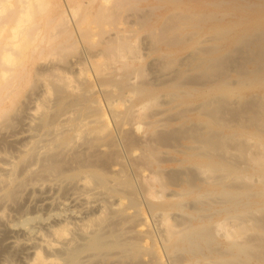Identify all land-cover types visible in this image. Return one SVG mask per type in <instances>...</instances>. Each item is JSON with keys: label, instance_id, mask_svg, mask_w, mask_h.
Segmentation results:
<instances>
[{"label": "bare ground", "instance_id": "obj_1", "mask_svg": "<svg viewBox=\"0 0 264 264\" xmlns=\"http://www.w3.org/2000/svg\"><path fill=\"white\" fill-rule=\"evenodd\" d=\"M252 1L250 3L251 6ZM119 2H117V0H0V131L1 129L5 131L3 136L0 135V144L7 143L14 150V152L11 151L14 153V155L11 154L13 156L12 159L10 158V160H8L10 156L8 154V159L5 162L6 166L0 169V210L2 209V211H0V221L2 222V218L4 220L6 209L8 211L9 209L12 210L10 207L18 200L21 190H27V188L29 189L37 183L40 187L39 189L37 188L39 191H41L43 187L45 188L46 185L45 190L48 191L56 188L67 193L71 190L72 194L78 192L80 196L81 193L86 192V195L89 196L91 195L88 194L89 192L96 191V194L101 196L102 203L98 208L99 212L96 216L89 218L90 216L87 215L89 219L87 218V220L86 216V222L83 220V223H79L81 222L80 219L77 223V225L80 224L79 227L82 228L80 233L72 231V229L76 227L75 223L78 221L77 219L75 223L71 222L73 219L75 221V218H73L74 215H70L72 216L70 217V222L75 224L73 228L68 227V223L70 222H66L64 219L63 221L53 220V223L46 224L45 232L47 231V234H43V232L41 233V231H39V233H41V238L42 234L45 238L46 236L50 238L52 234L58 241L54 240L53 237H51L53 239L50 238L48 240H46L47 238L45 240L42 238L43 244L41 243L42 241L37 242L38 240L40 241V237L36 239L38 236L36 235V237L34 235L36 230L34 225H32L34 222L35 224L37 221L39 222L40 218H43V216L39 217L35 215L39 214L35 213L39 212L37 209L34 211L35 214L33 211L31 212L33 216L29 211H27V213L29 212L28 215L26 213L23 215L22 212V214H20L23 217L19 216L21 220L18 221L17 218L21 228L17 223H15V225L18 226L17 229L20 230V236L23 235L25 238L23 239L26 240V242H22L15 236V230L8 229L10 233L9 237L5 235V231L3 232L5 236L3 234L1 235L8 239H6L7 242H5V245L6 243L8 245L7 249H9L8 247H14L15 249L19 248L18 250L25 255L23 257L24 264H162V257L157 247V240L149 228V217L147 218L144 213L146 209L150 214L149 216L155 217L156 219L152 220V222L157 223L156 225L153 223L155 225L154 228L156 226V228H158L157 232H155L157 229L155 230L153 228L154 233H158L157 236L161 249H163L162 251L167 256L166 258H169L171 264H264V240L253 237L252 234L254 235L255 232L250 233L251 235L249 239H247V243H241L242 241L237 239L241 233L250 230L251 227H248L246 223L249 224V222H251L253 227H261V229L264 227V134H262L260 132L261 130L258 128V123L260 124V128L263 123H260L261 121L259 122V118L256 119V115L258 114H256V112L258 110L261 112V110L264 109V100L261 99V97L264 98V70L262 72H260L259 69L242 70V62L239 61L240 57L234 51L236 49H233L234 47L240 48L238 51L241 52V43L245 46H252L255 44L253 41L250 42V39L244 38L247 33L241 34V18H235V20L230 21L228 25L229 18H234L232 15L233 11L238 7L234 6L224 9L225 11H223V14L221 13V17L224 21L227 20V22L226 24L218 25L212 22L214 21L212 18L216 17V14H219L218 10L211 12V15L208 13L207 16L202 12V10H207L211 7L218 9L217 4L214 3L215 1H212L213 3L204 2L199 5L197 1L187 0L178 6L179 9H174L172 12L173 17L171 14H168L171 16L170 20L175 21V18L181 16L180 19L187 21L190 27V35L189 33L187 34L189 38L194 36L193 32L198 36L196 33L197 31L193 30L195 26V28L197 27L198 30L203 33L205 37L202 39L205 38V41H208V39L212 40L213 36L209 35L214 34L216 35L214 39L218 37L221 42V46H219L218 49H214L218 45L216 44L214 48L213 46H209L211 49L213 48V50H208L203 46L201 47V39H196L187 47L186 50L189 53L179 57L178 63L176 62L177 64H175L176 68L174 69L177 79H175V82L171 85L168 96L170 101H177L182 106H185L184 109H186L183 111H185L186 120H184L185 125L183 127L180 126L181 129L177 134H174L175 132L173 133L174 130H177L174 129L172 131L173 134L170 133L172 135L168 137L171 136L169 138L171 139L174 138L172 136L177 135L175 136L177 138L173 140L175 141V139H178V143L180 136H183L184 139L187 140L180 145V149L176 150L173 156H171L170 162L167 160L169 158H166L171 168L164 166L166 160L160 158L159 154L163 151H159L158 146L160 145L162 147V145H167L162 144L165 143V138L166 141L169 140L168 137L165 136V132L167 131L164 130V132L161 131V133L160 129H155L158 130L161 137L160 135H156L158 132L153 131L156 137L153 133H149L151 134L150 138L147 137V140L144 139L146 140L145 143L141 142L142 145H144L140 150L139 157L137 156L138 159L136 157L134 158L137 160L141 159V162L138 163L136 162L137 160H134V162H136L135 164L130 161L129 168L128 166L126 167L120 164L121 166L116 170H108V167L106 170L105 166H108V164L106 165V163H104L105 170H102L103 167L100 168V165H103L102 163L108 159V156L110 157V155L118 154L116 153V145H118V142L115 144V140L113 142L112 137L108 135L111 129L107 112L110 113L112 119L115 120L122 116L119 128L117 127L119 134V137H117L119 139L117 140L120 141L124 147L126 146L129 151L128 153H130L128 156L134 157L135 155L133 156L132 154L134 150L129 146L135 144L136 136H132L133 138H131V132L128 130L129 128L131 129L130 126H132L133 123L130 124V126L127 124L129 128H124L126 131L123 130L122 123H125L124 120L129 118L128 111L133 107H138L140 109H136L135 112L140 111L137 113L138 115L142 113L140 115L144 116L142 118H152V113L155 115L158 109L153 112L150 111V113H148L149 111L147 112V109L152 106H158V101L162 97L160 95L158 100H156L157 98L153 100L154 95H157V93L154 88L147 85V83L150 85H152V83L150 81L147 83L146 81H139V77L146 74L143 72L144 68L142 69L141 67L143 56L141 53L139 54V51L142 52V50H139L140 47L138 48L140 43L136 44L139 40L136 42L129 39L131 30L127 28V22L130 21V18L127 17H132L133 14L138 15V12H140L139 9L141 8L137 7L139 6L138 4L136 6L137 8H135L139 11L137 10L138 12L130 16V7L128 6L129 10L126 9L127 13L123 15H126L129 21H123L120 25L121 27H119V24L115 23L117 15H113H116L115 18L110 16L114 13L115 8L117 9L121 6L117 4ZM126 2L125 0V2L121 4H125ZM222 2L224 3L226 1ZM254 2L255 0L253 3ZM116 4L118 6H116ZM89 8H94L96 11L93 17H89ZM152 11L153 9L151 12ZM144 12L140 13L144 14ZM106 15L115 19L113 23L118 25L114 26L113 24L112 26L114 28L117 27L116 31L114 33L112 31L113 34L105 37V39L101 37H99V39L97 38L98 40H100V38L102 39L100 42H98L97 39V42H93L90 26L94 20L99 19L98 16H105L104 20H106ZM137 15L135 16L137 17ZM176 15L177 17H174ZM138 16L140 17V15ZM111 18L108 19L111 20ZM118 18H120V15H118ZM204 18L206 20L210 18V22H212L213 25H209L205 28L199 25V20ZM142 19L140 20H146L145 18ZM110 20H106V22L108 23L109 21L110 23ZM136 20L137 18H135V21ZM258 20L259 22L257 23H259V25L254 24V20L250 21L249 24H247V22L243 23L244 25L247 24L248 30H255L251 31L250 36L256 35V33L257 35L258 33L261 36L263 35V31H261L263 33H260L257 30L264 29V15L262 17L259 16ZM100 21H97V23ZM174 21L170 24V27L165 24V26H168L167 29L164 28L165 31L173 25H176ZM134 23L132 22V24ZM184 23L182 22V24ZM162 24H164V22L161 23L163 28ZM138 26L137 29H139ZM174 28L176 30L177 27ZM157 29L160 33L159 28ZM155 31L157 32L156 29ZM155 31L153 30L152 32ZM104 33L105 32H103L102 35H104ZM109 34H111L110 31ZM149 34L153 35L152 33H148V37ZM174 34L175 32H172V35L175 37L173 38L171 36L173 39L170 38V36L166 37V34L163 36L170 38L168 40H170L172 45H177L175 44L178 39L176 34L179 33ZM260 35L258 39L260 38L262 40ZM143 37L142 35L140 40H142ZM152 37L155 38L156 34ZM183 37L186 36L184 35ZM139 38L136 37L135 40ZM154 38H152V40H156V43L165 42L163 38L160 40ZM171 39L173 41L175 40L174 44ZM186 39L183 38L182 40L184 41ZM142 42L143 41H141V45L143 44ZM152 42H154L155 45V41H150V44H152ZM261 43L263 42L261 41ZM234 44H238L240 47L234 46L231 51L230 48ZM257 44H259L258 41ZM147 45L148 44H146V46ZM152 45H148L146 49H150L149 46H151V48H156V46ZM252 47L254 49V46ZM259 47L261 48V45ZM255 48L257 47L255 46ZM143 49L144 51L146 50L145 48ZM246 49L248 50L249 47ZM246 49L244 50L246 51ZM261 49H259L260 52H262ZM63 51L76 52V56L75 58L73 56L74 59L69 61L71 57L69 55L68 61H62L65 60L62 59L65 56V54L63 55ZM249 52L246 51L244 54L247 55L246 53ZM142 54L144 55L145 53ZM58 56L61 58L59 59ZM191 57L194 60L193 68L202 69L200 75L195 78L197 79V77H199L203 81L212 79L211 81L208 80V82L203 84L201 80L199 86H193V83L192 85L190 84L193 82L190 80L195 76L194 73H196V71L193 73L194 76L191 74L188 78L186 70L189 69H183V65L185 66V63L188 62ZM241 58H246V60L249 58L248 61L241 60L245 63H249L250 60L253 61V58L249 56L248 58ZM157 59L158 58H156V61ZM164 59L165 58H163V62H165ZM261 60L264 62V59ZM60 61L62 62L61 64H59ZM174 61L177 60H173V62ZM254 61L256 62L255 59ZM170 62L171 61L168 62L167 60L166 64L170 65ZM117 63L118 65H116ZM156 64L158 63H155V65ZM243 66L245 67V65ZM151 68L152 67H150V69ZM230 69L235 73L234 78H231ZM161 70L163 69L159 71ZM162 72H164V70ZM175 73L170 74V76L175 75ZM185 75L187 79H190V83L186 80ZM172 77L171 79H173ZM213 77L215 78L213 79ZM199 78L198 81H200ZM168 80L170 79H167V81ZM161 81H164V79ZM159 82L158 84H160ZM29 83H33L31 88L24 92L25 87ZM161 84H163V82H161ZM257 97H260L259 100L261 102L263 101L262 105H259L260 103L255 100ZM102 98L106 100L107 110L103 105L104 101ZM126 98H128L127 101ZM150 99L151 103L149 106L147 101L149 102ZM243 99L246 102L242 101L243 104L245 103V107L251 109L253 106L255 107L257 105L256 108H259L258 110L256 109L257 111L251 110L253 113L255 112V116H253L256 117L255 119L250 118L251 115L248 117V120H246L247 115H245V118L242 117V119H245L251 126L250 131H245L241 129L243 126H240L244 123V121L241 120V112L244 110L241 105V100ZM253 101H256V104ZM125 102L128 103V107L127 110L122 113L119 110V105ZM161 104L162 103H160V105ZM260 108L262 109L260 110ZM247 110L245 112H247ZM160 111L162 112V109H160L159 112ZM179 111V114L177 113L175 115H180V117L181 115L184 116L181 113L182 110L181 112ZM245 112L243 111V113ZM138 115H134V119L135 116L137 117ZM24 117L25 119L23 120ZM165 117H168V115H165ZM176 117L174 118L177 119ZM170 118L168 119L172 120L173 116L172 119ZM234 118L237 119L238 122L242 121L238 127L230 125V122L234 121ZM131 119L134 120L132 115L130 120ZM132 120L131 122H133ZM158 120L155 119L153 124L158 122ZM17 123H21V128L19 127V130L12 134H8L7 131L13 128ZM146 123L149 125L148 121ZM233 123L235 124L236 122ZM166 124L164 125L166 126ZM151 125H149L150 128ZM207 127L208 130H206ZM245 127H247V125H245ZM261 129H263V127ZM124 132H130V134L125 135ZM2 133L3 132L0 134ZM163 133H165V135ZM178 135L180 136L178 137ZM162 136H165V138H162ZM241 136L244 137V139H242L243 142L241 139H238V137ZM139 137L140 138L137 139L141 140V136ZM183 137L181 139H183ZM251 141L256 143L258 148L260 147L263 149L261 154L259 151H257L258 154L255 151L253 154L246 150L248 149V143L254 144ZM175 145L173 147H175ZM254 145L253 147H256ZM80 146H84L87 153L83 150L80 151ZM100 146L102 148H107L108 151L102 153L105 152V150H102V152L99 151ZM169 147L172 146L169 145ZM246 151L250 152V155H258L257 158L260 157L259 159L262 157L261 161L254 159L251 165L241 168V164L246 163L244 161L248 159H246L248 156ZM7 153L8 151H4L2 156L7 155ZM163 153L165 154V152ZM131 159L133 160V158ZM250 159L251 156L247 162H249ZM127 161L129 160L127 159ZM139 165L149 170L148 172L150 173L148 177L150 175V178L145 176L146 179L143 176L146 181L142 178L141 180H144V182L132 183L130 174L129 177L126 175L134 169L133 172H135V174L138 173V177H136L135 174L132 176L135 175L134 177L140 180L139 172L141 169L139 170L137 167ZM180 175H183L184 178L181 179ZM178 176H180L181 183L179 182L173 189L166 191V179L170 178L169 180L172 179V182L176 179L175 182H177V180H179L177 179ZM253 176L259 178V181L261 179L263 185L258 187L251 186V183L248 185L247 178L250 180ZM244 180L247 185L244 183ZM170 182H168L170 185L174 183ZM44 184L46 185L43 186ZM45 192L44 194H46ZM24 193H26V191ZM144 193H148L150 196L146 198L143 203L141 197ZM47 194L46 196L53 195V193L49 195V192H47ZM39 195L41 196V194L36 196L39 197ZM59 195L60 194H58V196ZM61 196L64 197L65 195L62 193ZM85 196L83 194V197ZM67 197L68 195L66 198ZM81 197V200L79 198L76 199H79L78 201H83V197ZM86 197L83 198L85 199L84 201H88ZM186 197L189 198L188 201L184 200ZM39 198L42 199V197ZM39 198L36 197L34 199L37 200ZM143 198L145 199V197ZM57 199L60 203L61 200L59 201V197ZM39 201L43 202L45 205L48 204L44 199ZM25 202L24 200V203ZM63 203L60 204L63 205ZM80 203L82 204V202H79V206L81 205ZM86 203L88 202H85V205H87ZM97 203L99 204V202ZM55 207L56 206H54V208ZM57 207L59 206L57 205ZM42 209L43 208H41V210ZM84 210L82 211L84 212ZM40 213H42V211ZM90 213L92 215V212ZM20 214L16 212V215ZM84 214L85 213H83V215ZM75 217L78 218L77 215ZM6 218L7 216L5 219ZM12 219H14V217ZM153 224H151V226H153ZM12 226L15 227L13 224ZM41 228L43 229V226ZM19 230H17V232ZM48 233L50 236H48ZM68 234H71V236L63 240L62 238ZM258 235L260 236V234ZM242 237H244V235ZM51 240H53L54 243L55 241L59 243H57L59 246L55 243V246H58V248H55ZM147 241H149L148 244ZM252 241L256 242V250L254 252H252L253 250H251V252L249 251V245L253 243ZM253 246L254 245H252V247ZM2 247L0 246V248ZM3 251L0 253H3ZM11 251L9 259L10 257L12 259L13 256ZM15 252L18 253L16 250ZM7 254L9 253H6V255ZM17 255L18 254H16V256ZM145 256L148 258L146 261H144L143 258ZM21 258L22 257H20V259ZM96 261L98 262L96 263ZM143 261L146 263H143Z\"/></svg>", "mask_w": 264, "mask_h": 264}, {"label": "rangeland", "instance_id": "obj_2", "mask_svg": "<svg viewBox=\"0 0 264 264\" xmlns=\"http://www.w3.org/2000/svg\"><path fill=\"white\" fill-rule=\"evenodd\" d=\"M120 1V0H119ZM118 0H117V2H119ZM127 2L125 3V4H121L122 2H125V0H122V1H120L119 3H117L120 7H118L116 10L114 9V13L112 14V15H110V16H113L114 14H116L117 15V18H118V15H120V18H118L119 19V21H118V19L116 18V22L114 21L115 19H113V17L115 18V16H113L112 18L110 17V16H108V15H106V20H110V19H108V18H111V20H110V23H109V21H108V23L106 22V20H104L105 19V16H98V18L99 19H96V20H94V22L91 24V31H90V33H91V35H92V41L93 42H97V40L99 39V37H101V38H104L105 39V37H108V36H110V35H112L115 31H116V28L117 27H113L112 25L114 24V26L115 25H118L119 24V27H121L120 25H121V23L124 21V22H127V21H129V19H127V18H130V21L129 22H127V28L129 29V30H131L130 31V33H129V39L131 40V41H138V43H136V44H139V46H138V48H139V50H142V52L141 51H139V54L141 53V55L143 56V59H142V62H141V67H142V69L144 68V70H143V72L144 73H146V74H144L142 77H139L138 79H139V81H141V82H144V81H146V83L148 82V81H150L151 83H152V85H150L149 83H147V85L149 86V87H151V88H154L155 89V91H156V93H157V95H154V97H153V100H154V98H157L156 100H158L159 98H160V95L162 96L160 99H159V105L158 106H152V107H149L148 109H147V112L148 113H150V111L151 112H153V111H155V110H157L158 112L156 113L155 112V115H154V113H152V118H150V119H145V118H142V117H144L143 115L142 116H140L142 113H140V115H138V113L137 112H140V111H137V112H135L136 111V109H139L138 107H133V108H131L129 111H128V113H129V121H128V119L127 120H124V122L125 123H122L123 125H122V128H123V130L124 131H126L125 129H126V127H128V125L127 124H129V126H130V124H132V126H130L131 127V129L129 128L128 130L131 132V138H133V137H135V139H136V141H135V144L134 145H132V146H129L130 148H132L134 151H133V153H132V151H131V153L133 154V156L134 157H132V156H128L130 153H128L129 151L127 150V148H126V146L124 147L121 143H120V141H118L117 139H119V138H117V137H119V134H118V128H119V125H120V121H121V117L119 118V119H117V120H115V119H112V116L110 115V113H108L107 112V116H108V122H109V124H110V129H111V131L109 132V134L108 135H110L111 137H112V141L114 142V140H115V144H117L116 142H118V145H116V148L118 149V151H117V149H116V153H118L117 155H110V157L108 156V159L107 160H105V162H103L102 164L103 165H100V168H102L103 167V169L102 170H105V168H106V170H107V167H108V170H116V169H119V166H128V168H129V165H130V161H132V162H134V160H137L138 158H137V156L139 155V153H140V150H141V148L143 147V145H142V143L144 142H146V140H147V137H149L150 138V135L153 133L154 135H155V133L153 132V131H155V132H158V130L160 129V132L161 131H163L164 132V130L165 131H167V132H165L166 133V135H165V133H163L165 136H169V135H172L174 132V134H177L178 133V131L181 129V127H183L185 124V121L184 120H186L185 118V111H183V110H185L184 109V107L185 106H182L181 104H179V102H177V101H170V99H169V94H168V92H170V87H171V85H173V83L175 82V79H177V76H176V73H175V69L174 68H176V65L175 64H177L178 63V59H179V57H181V56H184V55H186V54H188L189 52L186 50L187 49V47L190 45V43L192 42V41H194V40H200L201 39V47L203 46L205 49H208V50H213V48L216 46V44H218L217 46H216V48H214V49H218V47L219 46H221V42H220V39L218 38V37H216L215 39H214V36H216V35H214V34H211V35H209V36H213V39L212 40H209L208 38V41H205L204 39H202L203 37H205L204 35H203V33L202 32H200L199 30H198V28L196 27L195 28V26L193 27V30H195V31H197L196 33H197V35L198 36H196L195 35V32H193V37L192 38H189L188 36L190 35V27H189V24L187 23V21L185 20L184 21V19H180L181 18V16H178L177 17V15L176 16H174V17H177V18H175L176 20L174 21V20H170V17L172 16V12L174 11V9L176 8V9H179L178 8V6L180 5V4H182L183 2H186L187 0H126ZM144 3H143V2ZM192 1H197V4H203L204 2H210V3H213L212 1H215L214 3L215 4H217V6H218V9H215V8H210V9H207V10H202V12L204 13V14H206L205 16H207V14L209 13H211V12H215V11H219V14L217 15L216 14V17H214V18H212V19H214V21H212L213 23H217L216 25H218V24H226V22H227V20L226 21H224L223 20V18L221 17L222 16V14H223V11H225L224 9H227V8H230V7H238V8H235L234 9V11H233V16H234V18H229L230 20H228V25H229V22L230 21H232V20H235V18L237 19V18H241V34H244V33H247V34H245V36H244V38L246 39H250V42L251 41H253L255 44H257V41H258V43L259 44H257V45H252V46H254V49H253V47L252 46H245V45H243L242 43H241V52H239L238 50L240 49V48H237V47H234V46H238V44H234V45H232L231 46V48H230V50L232 51V48L233 49H236V50H234L237 54H238V56L240 57H238L239 58V61L240 62H242L241 63V66L243 67L242 68V70H245V71H248L249 69L250 70H258L259 69V71L260 72H262L263 70H264V62H262L263 60H261V59H264V57H263V54H264V46H262V45H264V29H260V30H257L258 32H260V33H263V35L261 36L259 33H258V35H257V31L255 32L256 33V35H253V36H250V34H251V31H255V30H248L249 28H247L248 26H247V24H249V22L250 21H252V20H254V24H256V25H259V23H257V22H259V20H258V17L259 16H263L264 15V0H255V2L254 3H256V4H254L253 3V1L252 0H230V1H228V0H222V1H226V2H222L221 0H192ZM220 1V2H219ZM247 1V2H246ZM251 1H252V6L250 5V3H251ZM143 4H142V3ZM222 2V3H221ZM227 2H229V3H227ZM129 3V4H128ZM134 3H135V5H134ZM137 3V4H136ZM145 3H147V4H145ZM153 3V4H152ZM116 4V6H118ZM139 4V6H137ZM149 4H150V6H149ZM258 4H260V5H258ZM134 5V6H133ZM163 5H164V8H163ZM243 5H244V7H243ZM250 5V6H249ZM253 5H256V6H253ZM130 8H129V7ZM138 8H141V9H139L140 10V12H144V11H148V12H144V14H141L140 12H138L139 10L138 9H136L137 7ZM156 6V7H155ZM161 8H160V7ZM220 6V7H219ZM127 7V8H126ZM133 7H134V9H133ZM136 7V8H135ZM152 7H155V8H152ZM158 7V8H157ZM130 9V12L128 11L129 9ZM131 8H132V10H131ZM163 8V9H162ZM126 9H128L127 11L129 12V15L131 16L133 13H135V12H138V15H140V17L137 15V14H133L132 15V17H127L126 15H123V14H126L127 12H126ZM153 9V11L151 12V10ZM162 9V10H161ZM167 9H169V10H167ZM175 9V10H176ZM251 9V10H250ZM262 9V10H261ZM134 10V11H133ZM136 10V11H135ZM138 10V11H137ZM142 10V11H141ZM165 10V11H164ZM91 11V12H90ZM119 11V12H118ZM121 11H123V12H121ZM201 11V10H200ZM163 14H162V13ZM167 12V13H166ZM256 12V13H255ZM147 13V14H146ZM149 13V14H148ZM179 13V12H178ZM222 13V14H221ZM88 14H89V17H93L95 14H96V11H95V9L94 8H89L88 9ZM145 14H146V16H145ZM153 14V15H152ZM168 14H171V16L170 15H168ZM203 14V15H204ZM135 15H137V17L135 16ZM144 15V16H143ZM168 15V16H167ZM211 15V14H210ZM210 15H208V16H210ZM220 15V16H219ZM108 16V17H107ZM124 18V16H125V18L123 19L122 17ZM148 16V17H147ZM166 16V17H165ZM202 16V15H201ZM139 17V18H138ZM149 17H150V19H151V21H150V19H149ZM160 17V18H159ZM168 17V18H167ZM173 17V16H172ZM204 17V16H203ZM211 17V16H210ZM135 18H137V20L135 21ZM142 18H145L146 20H144V21H141L140 19H142ZM166 20H165V19ZM123 19V20H122ZM132 19V20H131ZM149 19V20H148ZM158 19V20H157ZM174 19V18H173ZM179 19V20H178ZM208 19V18H207ZM217 19H219V20H217ZM100 20H102L103 21V23H102V21H100ZM143 20V19H142ZM165 20V21H164ZM97 21H100V22H98L97 23ZM118 21V22H117ZM134 21H135V23H134ZM156 21H157V23H156ZM164 22V24H162L163 25V28H162V26H161V23H163ZM169 23H168V22ZM171 21V22H170ZM174 21V23H176V25H171L172 27L171 28H168V30H166L165 31V29H167V27L168 26H165V24H167V25H169V27H170V24H172V22ZM204 21V22H203ZM211 21V19L209 18V20H206L205 18L204 19H201V20H199V25H201L203 28H205V27H207V26H209V25H213V23L212 22H210ZM113 22H115V23H118V24H115V23H113ZM132 22L134 23V24H132ZM136 22H138V23H136ZM181 22V23H180ZM182 22L184 23V24H182ZM245 22H247V24H243V23H245ZM106 23V24H105ZM173 23V24H174ZM102 24V25H101ZM131 24V25H130ZM141 24V25H140ZM143 24V25H142ZM157 24V25H156ZM182 24V25H181ZM253 24V25H254ZM139 25V26H138ZM101 27V29H100V27ZM123 26V25H122ZM137 26H138V28L140 29H137ZM165 26V27H164ZM180 28H179V27ZM187 26V27H186ZM219 26H222V25H219ZM110 27V28H109ZM111 27H113V28H111ZM133 29H132V28ZM174 27H177L176 28V30H175V28ZM181 27H183V28H181ZM185 27V28H184ZM103 28V29H102ZM136 28V29H135ZM157 28H159V30H160V33L158 32V29ZM165 28V29H164ZM155 29L157 30V32L155 31ZM178 29V30H177ZM180 29V30H179ZM155 31V32H152V31ZM164 30V31H163ZM101 31V32H100ZM109 31H110V33L111 34H109ZM112 31H113V33H112ZM163 33H162V32ZM169 33H168V32ZM261 31H263V32H261ZM103 32H105L104 33V35H102L103 34ZM108 32V33H107ZM164 32H166V33H164ZM172 32L174 33L175 32V34L176 33H179V34H176L177 36V38L179 39H177L176 40V43L172 40L173 38H175L173 35H172ZM148 33H152L153 35H150L149 34V37H148ZM184 33V34H183ZM189 33V35H187ZM199 33V34H198ZM97 34V35H96ZM144 34H146V35H144ZM155 34H156V37L154 38V37H152V36H155ZM165 34H166V37H169L170 36V38H172L171 40L173 41V44L175 43V44H177V45H172L171 43H170V40H168V39H170V38H166V37H164L165 36ZM174 34V35H175ZM99 35H101V36H99ZM144 36L143 38H142V40H140L141 39V36ZM162 35V36H161ZM164 35V36H163ZM186 36V37H183V36ZM259 35L262 37V40L259 38L258 39V37H259ZM154 38V39H161V38H163L164 40H165V42L163 41V40H161V41H163V42H161V43H156V40H152V38ZM172 36V37H171ZM208 36V37H209ZM136 37L137 38H139V39H137V40H135L136 39ZM249 37H251V38H249ZM254 37V38H253ZM98 38V39H97ZM100 38V40H98V42H100V41H102V39ZM146 38V39H145ZM149 38V39H148ZM166 38V39H165ZM186 39V40H182V39ZM210 38V37H209ZM97 39V40H96ZM145 40V41H144ZM182 40V41H181ZM188 40V41H187ZM141 41H143L142 43L144 44H142L141 45ZM147 41V42H146ZM149 41V42H148ZM150 41H155V45H154V42H152V44H150ZM168 41H169V43H168ZM261 41L263 42V43H261ZM158 42V41H157ZM160 42V41H159ZM168 44H167V43ZM179 42V43H178ZM146 44H148V45H152V46H156V48H151V46H149L150 47V49H146V47L148 46H146ZM164 44V45H163ZM215 45V46H214ZM261 45V48L259 47ZM142 46H143V48H145L146 50L144 51V49L142 48ZM210 46H213V48L211 49L210 47V49L208 48V47ZM255 46L257 47V48H255ZM78 47H80V46H78ZM238 47H240V46H238ZM245 47V48H244ZM249 47V49L247 50L246 48H248ZM261 49V51L262 52H260L259 51V49ZM79 49V48H78ZM244 49H246V51L247 52H249V53H246L250 58L252 57L253 58V61H249V63L248 62H243V61H241V60H245V61H248L249 60V58H248V56L247 55H245L244 53L246 52ZM185 50V51H184ZM251 50H252V52H251ZM259 51V52H256V51ZM243 51V52H242ZM254 51V52H253ZM67 53V54H66ZM142 53H145L144 55L142 54ZM254 53V54H253ZM258 53H260L259 55L256 54ZM262 53V54H261ZM65 54V56H66V58H65V56L62 58V59H65V60H62V61H65L66 62V60L68 61V58H69V61L70 60H73L74 58H75V56H76V52H71V51H63V55ZM74 54V55H73ZM171 54V55H170ZM250 54H252V55H250ZM70 55V56H69ZM244 55V56H243ZM60 56H61V54H60ZM60 56H58V58L60 59L61 57ZM73 56H74V58H73ZM165 58L164 59V61L165 62H163V58ZM241 57H247L248 58V60H246V58L245 59H242ZM259 57V58H258ZM263 57V58H262ZM155 58V59H154ZM156 58H158L157 59V61H156ZM162 59V61H161V59ZM145 59V60H144ZM152 59V60H151ZM170 59H172V60H170ZM192 59V57L191 58H189V60H188V62H186L185 63V66L183 65V69H189V70H186V72H187V74H188V78H189V76H191V74H193L195 71H196V73H194L195 74V76H194V74H193V76L194 77H192V79L190 80V79H187V77H186V75H185V78H186V80L187 81H193V82H191L190 83V81H189V83L192 85V83L194 84L193 86H199L200 85V83H201V80L202 79H200L199 77H197V79L195 78L196 76H199L200 75V73L202 72V69H196V68H193L194 67V65H193V59ZM254 59L256 60V62H258L259 63V65H258V63H256L255 61H254ZM168 60V62L169 61H171L169 64L171 65H168V64H166V61ZM173 60H177V61H174L173 62ZM261 61V62H260ZM40 62V61H39ZM57 62V61H56ZM177 62V63H176ZM41 63V62H40ZM62 62L60 61L59 62V64H61ZM155 63H158V64H156L155 65ZM164 63V64H163ZM174 63V64H173ZM188 63V64H187ZM252 63V64H251ZM253 63H255V64H253ZM261 63H262V65H261ZM154 64V65H153ZM116 65H118V63L116 64ZM148 65V66H147ZM154 67H153V66ZM187 65V66H186ZM243 65H245V67L243 66ZM256 65H258V66H256ZM152 67L151 69H150V67ZM169 66V67H168ZM248 66V67H247ZM260 66V67H259ZM158 67H160V68H158ZM162 67V68H161ZM168 69H167V68ZM257 67V68H256ZM263 69H262V68ZM170 68H172V69H170ZM245 68V69H244ZM260 68H261V70H260ZM145 69H147V70H145ZM148 69H149V71H148ZM160 69H163L164 70V72H162L163 70H161V71H159ZM246 69H248V70H246ZM168 70V71H167ZM145 71H147V72H145ZM159 71V72H158ZM151 72V73H150ZM167 72V73H166ZM175 73V75H171L170 76V74H174ZM159 74V75H158ZM197 74V75H196ZM230 75H231V78H234V76H235V73L230 69ZM147 78H146V77ZM173 76V77H172ZM176 76V77H175ZM145 77V78H144ZM149 77V78H148ZM151 77H153V78H151ZM171 77L173 78V79H171ZM143 78H144V80H143ZM170 79V80H168L167 81V79ZM191 78V77H190ZM198 78L200 79V81H198ZM215 77H213V79H214ZM142 79V80H141ZM146 79V80H145ZM155 79H157V80H155ZM162 79H164V81H161ZM194 79V80H193ZM196 79V80H195ZM155 80V81H154ZM160 82H159V81ZM208 80H212V79H207V80H202V82H203V84L204 83H206V82H208ZM198 81V82H197ZM158 82L160 83V84H158ZM161 82H163V84H161ZM165 82V83H164ZM169 82V83H168ZM157 83V84H156ZM32 84L33 83H29L26 87H25V89H24V92H26V91H28L30 88H31V86H32ZM157 86H156V85ZM198 84V85H197ZM154 85V86H153ZM202 85V84H201ZM30 86V87H29ZM164 94V95H163ZM159 96V97H158ZM258 98V99H257ZM255 100L256 101H258L260 104L259 105H262L263 103L259 100V98L260 97H257ZM103 99V105H104V107L106 108V110H107V106H106V100L104 99V98H102ZM167 99V100H166ZM261 99L262 100H264V98H262L261 97ZM128 100V98H126V101ZM169 100V101H168ZM161 101V102H160ZM163 101H164V103H163ZM242 101H244L245 102V100L243 99V100H241V103H242ZM255 101V102H256ZM166 102H167V104H166ZM254 102V101H253ZM254 102V103H255ZM257 102V103H258ZM147 103H148V105L150 106V103H151V99L149 100V102L147 101ZM160 103H162L161 105H160ZM246 103V102H245ZM245 103L243 104H241L243 107H242V109H244V110H242V112H241V120L242 121H244V123H242V121L241 122H238V120L237 119H235L234 118V121H232V122H230V125L231 126H236V127H238V125L239 124H241L240 126L242 127L241 129H243V130H245V131H250L251 130V126L249 125V123H247V121H245V119H242V117H246L245 115H247V119L246 120H248L249 118L248 117H250V115H251V117L250 118H256V119H258L259 118V122L260 123H263V124H261V128L263 127V129H261L260 128V124L258 123V128H259V130H261L260 132L262 133V134H264V109H262V108H260V110H261V112L256 108V106L254 107H252L251 109H249L248 107H245L244 105H245ZM175 104V105H174ZM256 104V103H255ZM247 105V104H246ZM172 106V107H171ZM176 106V107H175ZM127 107H128V103H124V104H121V105H119V110H120V112H122V113H124L126 110H127ZM167 108V109H166ZM241 108V107H240ZM245 108H247V109H245ZM153 109V110H152ZM160 109H162V112L160 111L159 112V110ZM170 109V110H169ZM258 111H257V110ZM132 110H133V112H132ZM140 110V109H139ZM163 110H165V111H163ZM180 110V111H179ZM181 110H182V112H181ZM247 110V112H245ZM253 110H255V111H257L256 112V117H253V116H255L254 115V113L252 112ZM178 111L179 112H181L184 116H182L181 115V117H180V115H175V114H177L178 113ZM243 111L245 112V113H243ZM249 111V112H248ZM135 112V113H134ZM142 112V111H141ZM184 112V113H183ZM251 112H252V114H251ZM260 112V113H259ZM130 113H131V115H132V118L134 119V115H138L137 117L135 116V121L134 120H132L133 122H131V120H130V118H131V115H130ZM160 113V114H159ZM157 114V115H156ZM171 114V115H170ZM174 114V115H173ZM179 114V113H178ZM243 114V115H242ZM260 114V115H259ZM165 115H168V117H165ZM170 115V116H169ZM140 116V117H139ZM151 116V115H150ZM172 116H173V119H172ZM177 116V117H176ZM164 117V118H163ZM171 117V118H170ZM174 117H176L177 119H175ZM263 117V118H262ZM137 118V119H136ZM139 118V119H138ZM162 118V119H161ZM168 118H170V119H172V120H169ZM262 118V119H261ZM25 119V117L23 118V120ZM155 119H159L158 120V122H155L154 124H153V122H154V120ZM165 119V120H164ZM149 122L148 124L149 125H151V128L149 127V125H147V123L146 122ZM127 122H130V123H127ZM152 122V123H151ZM183 122V123H182ZM233 122H238L237 124L235 123H233ZM249 122V121H248ZM145 125H144V124ZM151 123V124H150ZM166 124V126L164 125V124ZM246 123V124H245ZM112 124V125H111ZM138 124V125H137ZM159 124H161V125H159ZM208 124V123H207ZM20 125H21V123H17V124H15V126L13 127V128H11V129H9L7 132H8V134H12V133H14L15 131H17V130H19L18 128L20 127ZM137 125V126H136ZM158 125V126H157ZM245 125H247V127H245ZM139 126V127H138ZM165 126V127H164ZM177 126V127H176ZM181 126V127H180ZM209 126V125H208ZM16 127V128H15ZM118 127V128H117ZM136 127V128H135ZM21 128V127H20ZM116 128H117V130H116ZM121 128V127H120ZM125 128V129H124ZM257 128V129H258ZM155 129H158V130H155ZM169 129V130H168ZM174 129H177V130H174ZM127 130V131H128ZM134 130V131H133ZM171 130V131H170ZM174 130V131H173ZM206 130H208V127L206 128ZM172 131H173V133H172ZM1 132H3L2 134H0L1 136H3L5 133V131L3 130V129H1V131H0V133ZM130 132L128 133V132H124L125 133V135H128V134H130ZM149 133H151V134H149ZM162 133V132H161ZM169 133V134H168ZM170 133H172V134H170ZM134 134V135H133ZM143 134V135H142ZM162 134V135H163ZM7 135V134H6ZM117 135V136H116ZM149 135V136H148ZM153 135V136H154ZM157 136L158 135H160V137H161V134H159V132H158V134H156ZM156 135H155V137H156ZM133 136V137H132ZM139 136H141V140L140 139H137V138H140ZM165 136L163 137L162 136V138H165ZM175 136H177V135H174V136H172V137H174V138H177V137H175ZM180 135H178V137H179ZM115 139H114V138ZM143 137V138H142ZM145 137V138H144ZM155 137H153V138H155ZM171 137V136H170ZM170 137H168V139L170 138ZM183 136H180L179 138V143H178V139L176 140L175 139V141H177V142H175L173 139L174 138H171V139H169V140H167L166 141V138H165V143H162V144H167L168 145V147H167V145L165 146V145H162V147L160 146V145H158L159 146V151H163V152H165V154L162 152H160V158H164L165 160H166V158H169V159H167L169 162H170V158H171V156H173V154L176 152V150H178V149H180V145H182L187 139H184V137H183V139H181ZM152 138V137H151ZM144 139H146V140H144ZM238 139H241V141H242V139H244V137H238ZM163 140V139H162ZM172 141H174L173 143H170V142H172ZM137 142V143H136ZM142 142V143H141ZM243 142V141H242ZM250 142V141H249ZM251 142H253V141H251ZM122 145H120V144ZM139 143V144H138ZM160 143H161V141H160ZM175 143H176V145H175ZM248 143V142H247ZM254 143V142H253ZM141 144V145H140ZM177 144H178V146H177ZM255 144V145H254ZM254 144H247V148L249 149H246L247 151H250L251 153H257L258 154V152L257 151H259V153L261 154V152L263 151V149H261L260 147L258 148V146H257V144L256 143H254ZM9 144H7V143H3V144H0V169H2V168H4V166H6V161H7V159L8 160H10V158L12 159V155H14V153H12L11 151H13L14 152V150H13V148L9 145ZM169 145H171L172 147H169ZM175 145V147H173ZM253 145L254 146H256V147H253ZM5 146V147H4ZM165 146V147H164ZM250 146H251V148H250ZM100 148V150L99 151H101L102 152V150L104 151L105 150V152H102V153H106V151H108V149L107 148H102L101 146L99 147ZM264 148V147H263ZM5 149V150H4ZM12 149V150H11ZM256 149V150H255ZM81 150H83V151H85V153H87L86 152V148L84 149V146H80V151ZM175 150V151H174ZM4 151H8V153H7V155H4V156H2L3 155V152ZM246 151V152H247ZM255 151V152H254ZM250 152H247L248 153V156H247V154H246V159L248 158H250V156H251V159L253 158V157H255V158H253L252 160H251V162H250V160H249V162H247V160L246 161H244V162H246V163H242L241 164V168H245V167H248L249 165H251L252 164V162L254 161V159L256 160H260L261 161V159H262V157H261V159H259L260 157H258L257 158V156L256 155H250L249 153ZM10 156H9V155ZM12 154V155H11ZM121 155V156H120ZM125 155H127V156H125ZM7 156H9L8 158H7ZM115 156V157H114ZM162 156V157H161ZM165 156V157H164ZM167 156V157H166ZM170 156V157H169ZM260 156V155H259ZM137 158V159H134V158ZM139 157V156H138ZM113 158H115V159H113ZM129 160V161H127V159ZM131 158H133V160L131 159ZM140 159V158H139ZM161 160H163V159H161ZM166 160V162L164 163L165 165L164 166H166L167 168H171V165L169 164V162ZM4 161V162H3ZM107 161V162H106ZM136 162H141V159L140 160H137ZM136 162H134L135 164H136ZM104 163H106V165L108 164V166H105L104 165ZM2 164V165H1ZM3 164H5V165H3ZM112 164V165H111ZM121 164V165H120ZM243 165V166H242ZM247 165V166H246ZM104 166H105V168H104ZM135 166V165H134ZM138 168H139V170H140V172L139 171H137V170H135V171H137V172H139L140 174H139V177H140V180H139V178H136V177H138L137 176V174H135V172H133V170H132V172L130 171L129 172V170H128V174L126 175V176H128L129 177V174H130V178H131V181H132V183H134V182H144V180L142 181L141 179L143 178V179H145L146 177L147 178H150V175H149V177H148V174L150 173V172H148L149 170L146 168V169H144L145 167H143V166H137ZM143 167V168H142ZM166 168V169H167ZM133 174H135L136 175V177H134V176H132ZM145 178H144V177ZM181 176V179H183L184 178V176L183 175H180ZM180 176H178V178L177 179H179V180H177V182H175L176 181V179H174L175 181H173L172 182V179L171 180H169L170 178H168V179H166V182H165V185H166V191L167 190H170V189H173L176 185H178L179 184V182L181 183V180H180ZM133 177H134V179H133ZM146 178V179H147ZM251 178H253V179H255V180H253V179H251ZM250 178V180H249V178H247L248 179V185H250V183H251V186H261V185H263V182H261L262 180L260 179V181H259V178H257L256 176H253V177H251ZM146 179H145V181H146ZM138 180V181H137ZM167 180H169V181H167ZM246 180V179H245ZM244 180V183L246 182ZM257 180V181H256ZM172 182L173 184L172 185H170L168 182ZM255 181V182H254ZM170 182V183H171ZM167 183H168V185H167ZM177 183V184H176ZM246 184V183H245ZM246 184V185H247ZM46 184H44L43 186H45ZM47 186V185H46ZM46 186H45V188L43 187V189H44V191H43V189L41 190V191H39V190H37V188L39 189L40 187H39V184L37 183V184H34V186L33 187H31V186H29V187H31V188H27V190L26 189H24L23 191L21 190V193H20V196L18 197V200L17 201H15L13 204H12V207H10V208H12V210L11 209H9V211L6 209L5 210V217L7 216V218L5 219V217H4V220H3V218H2V222L0 221V239L2 240H0L1 241V243H0V246L2 247L3 245H5V242H7V237H4L5 235L6 236H10V233H9V230L10 229H13V230H15V232H16V234H15V236L19 239V240H21L22 242H26V240H24L25 238H24V236L23 235H21L20 236V230L19 229H17L18 228V226H19V224H18V221H20L21 220V217H23L21 214H22V212H23V215L26 213L27 215L29 214V212L31 213L32 211H33V213H34V211H36V209H37V211H39V212H35V213H39V214H35L36 216H43V218H40V221L38 222H36V224H35V222L34 223H32V225H34V227H35V230L38 232H36L35 231V236L37 237L36 239H38L39 237V239H40V241L38 240H36L37 242H41L42 244H43V240H45L46 238H47V236H46V238H45V236H43V234H47V231L45 232V227L47 226L46 224H48V223H53V220L55 221H63V219L66 221V222H70V220H71V218L70 217H72V216H70V215H74L73 216V218H75V221H74V219H73V221H71V222H76L77 221V219H78V221L75 223L76 224V227H74L73 225H75L74 223H68L69 225H68V227H71V228H73L72 229V231L74 232V231H76L77 233H80L81 231H82V228L81 227H79L80 226V224L79 225H77V223L80 221V219H81V222H79V223H83L82 221L83 220H85V217L88 215V216H90L89 218H92V217H94V216H96L97 214H98V208L100 207V204H102L101 203V196L100 195H97L96 193V191H94V192H89L88 194H91V195H89V196H87L86 195V193H81V196L83 197V194H84V196L86 195L87 197H89V198H87L86 196V199H88V201H84L85 199H83V198H85V197H81L80 196V193H78V192H76V193H78V194H76L75 192L72 194V191L71 190H69V192H67V193H64L63 192V190L61 191L60 189H56V188H53L52 190H45L46 189ZM34 188H35V190H37V191H35L34 190ZM34 190V191H33ZM26 191V193H24ZM29 191V192H28ZM32 191V192H31ZM46 191V192H45ZM52 191V192H51ZM61 191V192H60ZM44 192L46 193V194H44ZM47 192H49V195L50 194H52L53 193V195L51 196H46V195H48L47 194ZM62 193H63V195H65L64 197L63 196H61L62 195ZM69 193V194H68ZM38 194H41V196L39 195V197H42V199H44V201H46L48 204L47 205H45V204H43V202H40L39 200H42L41 198H39L38 196H36V195H38ZM58 194H60L59 196H58ZM68 195V199L66 198V196ZM71 194V195H70ZM147 194V195H146ZM77 195V196H76ZM79 195V196H78ZM39 198V199H34V198ZM59 197V201H60V203L62 204L64 201V203H63V205H61L59 202H58V197ZM61 196V197H60ZM149 196L150 195H148V193H144L143 195H142V197H141V199H142V201H143V203H144V201L146 200V198H149ZM21 197V198H20ZM80 197L82 198V200L83 201H78L79 199H80ZM143 197H145V199L143 198ZM27 198V199H26ZM54 198H55V201H56V203H55V201H54ZM61 198V199H60ZM65 198V199H64ZM74 198V199H73ZM76 198H79V199H76ZM26 201L25 203H24V200ZM62 199H63V201H62ZM74 201H73V200ZM35 200V201H34ZM70 200H71V202H70ZM81 200V199H80ZM185 201H188L189 200V198H185L184 199ZM36 201H38V202H36ZM58 202V203H57ZM68 202H69V205H68ZM73 202V203H72ZM78 202V203H77ZM79 202H82V206L80 205L79 206ZM85 202H88V203H86L87 205H85ZM97 202H99V204L97 203ZM22 203H24V204H22ZM84 203V204H83ZM96 203V204H95ZM17 204V205H16ZM33 204H34V207H33ZM40 204V205H39ZM78 204V205H77ZM43 205V206H42ZM44 205H45V208H44ZM52 205V206H51ZM57 205L59 206V207H57ZM65 205V206H64ZM67 205V206H66ZM77 205V206H76ZM54 206H56L55 208H54ZM70 206V207H69ZM31 207H33V208H31ZM47 207V208H46ZM64 207V208H63ZM87 207V208H86ZM92 207V208H91ZM41 208H43L42 210H41ZM51 208H52V210H51ZM54 208V209H53ZM18 209H19V211H18ZM40 209V210H39ZM65 209V210H64ZM67 209V210H66ZM77 209V210H76ZM87 211H85V210ZM87 209H89V210H87ZM95 209V210H94ZM145 209V208H144ZM45 210H47V211H45ZM52 212H51V211ZM55 210V211H54ZM61 210H63V211H61ZM72 212H71V211ZM82 210H84V212L82 211ZM0 211H2V209L0 210ZM26 211V212H25ZM27 211H29L28 213H27ZM42 211V213H40ZM46 213H45V212ZM69 211V212H68ZM79 211V212H78ZM129 211H131V210H129ZM13 212V213H12ZM16 212H19V214L20 215H16ZM90 212H92V215H91V213ZM95 212V213H94ZM33 213H31V215L33 216ZM56 213H57V215H56ZM69 213V214H68ZM83 213H85L84 215H83ZM89 213H90V215H89ZM144 213H145V215L147 216V218H148V220L150 221H148V224H149V228H150V230H151V232H152V234H153V236L155 237V239L157 240V247L159 248L158 250H159V252H160V254H161V257H162V264H169L170 263V261H169V258L167 259L166 257V255H165V253L162 251L163 249H161V246H160V242H159V239H158V236H157V234L158 233H154V229L156 230L155 232H157L158 231V228H154V226L157 224V223H155V222H152V220H156L155 219V217L153 218V217H151V216H149L150 214L148 213V211L145 209V211H144ZM10 216H9V215ZM18 214V213H17ZM48 214V215H47ZM45 215V216H44ZM53 215V216H52ZM59 215V216H58ZM77 215V217L78 218H76L75 216ZM79 215V216H78ZM19 216H21L20 218H19ZM46 216H47V218H46ZM64 216V217H63ZM81 216V217H80ZM84 216V217H83ZM88 216L86 217V219L88 218ZM10 217V218H9ZM14 217V219H12ZM45 217V218H44ZM52 217H54V218H52ZM16 218V219H15ZM17 218H18V221H17ZM88 218V219H89ZM150 218H151V220H150ZM8 219H10V220H8ZM43 219V220H42ZM87 219V220H88ZM87 220H85V222L87 221ZM42 221V222H41ZM8 224H7V223ZM14 222V223H13ZM152 222V223H151ZM15 223H17L18 224V226H16L15 225ZM44 225H43V224ZM155 225H154V224ZM11 224V225H10ZM12 224L15 226V227H13L12 226ZM72 224V225H71ZM151 224H153V226H151ZM247 224V226L248 227H251L250 228V230H247V231H245V233H241V235L237 238L239 241L241 240L242 242L241 243H247V239H249V237H250V233H256V235H255V233H254V235L252 234V236L253 237H256V238H259V239H262V240H264V227L261 229V227H253V225H252V223L251 222H249V224L248 223H246ZM83 225V224H82ZM12 226V227H11ZM43 226V229L41 228ZM3 227V228H2ZM5 227V228H4ZM9 227V228H8ZM20 227V226H19ZM37 227V228H36ZM16 228V229H15ZM21 228V227H20ZM70 228V229H71ZM152 228V229H151ZM154 228V229H153ZM9 229V230H8ZM6 230H8V231H6ZM17 230H19L18 232H17ZM44 230V231H43ZM5 231V235H4V232ZM39 231H41V233L43 232V234H42V238H43V240H41L42 238H41V233H39ZM14 232V233H15ZM4 235V236H1V235ZM19 234V235H18ZM49 234V233H48ZM258 234H260V236L258 235ZM244 235V237H242ZM258 235V236H257ZM48 236H50V234L48 235ZM68 236V237H67ZM67 236H64L62 239L64 240V238H65V240H66V238L68 239L69 238V236H71V234H68ZM247 236H248V238H247ZM3 239H2V238ZM22 239H21V238ZM51 237H53L54 238V240H56V241H58V239L56 238L55 239V236H52V234H51V236H50V238ZM157 237V238H156ZM242 237V238H241ZM24 238V239H23ZM49 237L46 239V240H48V239H50ZM53 238H51V239H53ZM241 238V239H240ZM246 240H245V239ZM7 239V240H6ZM62 239H59V240H62ZM62 240V241H63ZM244 240V241H243ZM261 240V241H262ZM34 241H35V239H34ZM51 241H53V240H51ZM55 241V243H56V245H58L59 243L58 242H56ZM32 242H33V240H32ZM59 242H61V241H59ZM253 243L251 244V245H249V251L251 252V250H253L252 252H254L256 249H255V245H256V242L255 241H252ZM4 243V244H3ZM53 244H54V246H55V243H54V241L52 242ZM58 243V244H57ZM149 243V241H147V244ZM255 243V244H254ZM45 244V243H44ZM252 245H254L253 247H252ZM6 246V247H5ZM5 246H3L2 248H0V252H2L3 250L5 251V250H7V251H3V253H0V257L2 258H0L1 260H0V264H18V261H19V264H24V261H23V257L25 256V255H23L24 253H22L20 250H18L19 248H14V247H8L9 249H7V243H6V245ZM44 246V245H43ZM59 246V245H58ZM58 246H55V248H58ZM251 246V247H250ZM53 247V246H52ZM54 248V247H53ZM14 251H13V250ZM12 250V251H11ZM15 250L16 251H18V253H16L15 252ZM10 251H11V254L13 255L12 256V259H11V257H10V259H9V256H11L10 255ZM22 253H20V252ZM14 254H13V253ZM6 253H9V254H7L6 255ZM18 254L19 255V257H18V255L16 256V254ZM3 255V256H2ZM6 258H5V257ZM8 256V257H7ZM16 256V257H15ZM20 257H22L21 259H20ZM144 258V261H146V259H148L146 256L145 257H143ZM6 259H8V260H6ZM15 259H17V260H15ZM6 261V262H4V261ZM11 260V261H10ZM143 261V263H146V262H144ZM167 261V262H166ZM98 261H96V263H97ZM169 262V263H168ZM48 264H50V263H48ZM146 264H148V263H146ZM171 264V263H170Z\"/></svg>", "mask_w": 264, "mask_h": 264}]
</instances>
